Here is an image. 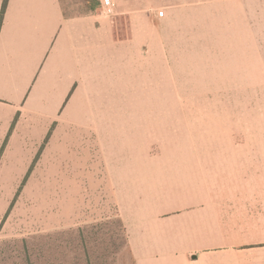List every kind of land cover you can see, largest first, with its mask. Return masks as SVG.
Masks as SVG:
<instances>
[{
  "label": "crops",
  "instance_id": "0c3cea01",
  "mask_svg": "<svg viewBox=\"0 0 264 264\" xmlns=\"http://www.w3.org/2000/svg\"><path fill=\"white\" fill-rule=\"evenodd\" d=\"M113 2L105 16L100 0L76 14H67L59 0H0V117L17 114L8 146L15 131L93 137L105 152L133 264H264V0ZM192 6L198 53L212 56L217 86L245 89L243 120L227 134L260 139L198 144L197 211L191 199L182 208L176 200L164 206L158 197L140 208L139 187L158 183L159 166L141 153L151 147L135 143L137 131H125L126 110L156 88L141 57L157 55V26L182 19ZM208 71L203 64V87Z\"/></svg>",
  "mask_w": 264,
  "mask_h": 264
},
{
  "label": "rangeland",
  "instance_id": "374dc122",
  "mask_svg": "<svg viewBox=\"0 0 264 264\" xmlns=\"http://www.w3.org/2000/svg\"><path fill=\"white\" fill-rule=\"evenodd\" d=\"M156 1L159 5L165 0ZM197 1L188 0L190 5ZM59 3L67 14H76L96 0ZM157 27V55L141 57L142 65L154 71L156 88L127 108L124 124L125 131H137L136 144L151 147L141 153L156 161L159 180L140 185L135 202L142 208L158 197L154 200L164 206L176 200L184 208L185 200L191 199L195 212L198 144L257 143L260 137L246 141L238 131L226 132L229 125L236 131L243 120L239 107L245 89L217 86L215 69H210L212 56L198 53L196 7L186 8L182 19ZM203 64L206 72L210 69L205 87L200 77ZM225 71L226 83L228 68ZM208 81L216 86H208ZM16 116L0 117V264H133L107 182L105 152L80 131H15L8 146ZM254 193L260 195L261 190ZM258 216L254 213L253 221Z\"/></svg>",
  "mask_w": 264,
  "mask_h": 264
},
{
  "label": "built area",
  "instance_id": "2783aa9c",
  "mask_svg": "<svg viewBox=\"0 0 264 264\" xmlns=\"http://www.w3.org/2000/svg\"><path fill=\"white\" fill-rule=\"evenodd\" d=\"M100 8L102 10V13L105 16H109L114 11V2L113 0H100Z\"/></svg>",
  "mask_w": 264,
  "mask_h": 264
}]
</instances>
